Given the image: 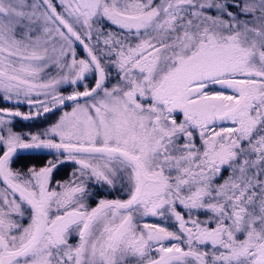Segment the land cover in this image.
<instances>
[{
	"label": "snow or ice",
	"instance_id": "6c2138e0",
	"mask_svg": "<svg viewBox=\"0 0 264 264\" xmlns=\"http://www.w3.org/2000/svg\"><path fill=\"white\" fill-rule=\"evenodd\" d=\"M0 102V264H264V0H0Z\"/></svg>",
	"mask_w": 264,
	"mask_h": 264
},
{
	"label": "rangeland",
	"instance_id": "374dc122",
	"mask_svg": "<svg viewBox=\"0 0 264 264\" xmlns=\"http://www.w3.org/2000/svg\"><path fill=\"white\" fill-rule=\"evenodd\" d=\"M53 2H56V0H53ZM230 2H234V0H230ZM58 11L60 10L59 9V7H58V9H57ZM233 11H235V9H232ZM212 14H215V12H213ZM76 52H77V58L79 59V58H83L84 56L82 55L81 56V54L77 51V49H76ZM69 59H71V56H69ZM109 71H110V73H111V76H110V79H109V81H108V83H107V86L108 87H111L113 84H115L116 82H117V80L119 79V77L116 75V70H115V68H111V69H109ZM56 74V69L55 68H52L48 73H47V75H55ZM94 76L92 75V74H89L88 75V78L85 80V81H83L82 82V85H81V87H80V90L82 91L83 90V84L84 83H87L89 80H91V83L94 81ZM61 89H62V92H63V94L64 95H67V94H69L72 90H73V86H70V85H62L61 86ZM81 102H83V101H81ZM23 104V107H22V110H23V112L24 113H28L29 112V106H28V104L26 103V102H24V103H22ZM8 105V106H7ZM7 105H4V107H8V108H16V107H14L13 106V104H11V103H7ZM11 105V106H10ZM19 106V105H18ZM71 107H72V104L71 103H68V105H67V107H65V108H61L59 111H55L49 118L48 117H46V118H44V119H42V120H40L38 123H37V125H38V127L37 128H24L23 130H22V128L21 129H15L14 128V126H13V128H14V130L15 131H17V132H20V133H36V132H41V131H43L44 129H46L47 127H49L52 123H54L58 118H59V116L61 115V113L63 112V111H70L71 110ZM32 111H35V109H32ZM180 118L181 119H183V116H180ZM50 119V120H49ZM17 120L16 119H14V122H13V125H16V122ZM177 121H179V119L177 118ZM218 130V129H217ZM197 143H199V140L197 139ZM53 161H55V160H53ZM47 164V163H46ZM66 165V164H65ZM67 165H69V172L67 173V175H64L63 177L64 178H59V179H61V180H59L58 179V177L57 176H55L56 175V171H58V170H56L55 172H54V174H53V176H54V179H52V187H55V185H56V182L57 181H59V182H65V181H68L69 179H71V173L73 172V170L76 168V165L75 164H71V163H69V164H67ZM66 165V166H67ZM13 166V165H12ZM43 166H45V165H42V167ZM29 167H33L32 165H28V166H26L25 167V169L24 168H13L14 170H19V171H21V172H27V170H28V168ZM37 169H39L38 168V166H35ZM60 167H62V166H60ZM229 175V171H225L224 172V175L222 176V177H220L217 181H216V183H222L223 182V180L224 179H226L227 178V176ZM94 182V181H93ZM0 187H2V185H0ZM99 188H101L102 189V191L104 192V191H106V192H108V193H102L101 195H102V197L101 198H108V199H115V198H121V199H126L127 197L123 194V190L122 189H119V187L117 186V189H111V188H109L107 185H102V186H99ZM89 190L90 191H93V187L89 184ZM96 196V195H95ZM89 203H91L90 201H89ZM152 222V221H151ZM150 222V223H151ZM23 223L26 225L27 223H28V221L27 220H24L23 221ZM157 223V222H156ZM161 223V222H160ZM161 224H164V222L163 223H161ZM166 226L167 227H169V229L170 230H175V225L171 222V220H169L168 222H167V224H166ZM240 239H243V236H240L239 237Z\"/></svg>",
	"mask_w": 264,
	"mask_h": 264
},
{
	"label": "flooded vegetation",
	"instance_id": "af4514ba",
	"mask_svg": "<svg viewBox=\"0 0 264 264\" xmlns=\"http://www.w3.org/2000/svg\"><path fill=\"white\" fill-rule=\"evenodd\" d=\"M55 3V2H54ZM77 49V51L81 54V56L83 55H85L83 52H82V50L81 49H79V47H77L76 48ZM4 105H7V103L6 102H0V107H4ZM8 106V105H7ZM11 106V105H10ZM13 106L14 107H16V108H18L19 109V111H21V112H23V110H22V107H23V104H19V106L18 105H14L13 104ZM24 113V112H23ZM180 116H182V114H178L177 116H176V119L178 118L179 120H181V118H180ZM17 121V123H16V126H17V124L19 123V120L21 119V118H15ZM36 123V122H35ZM35 123L34 124H32L33 126L31 127V129L32 128H37L38 126L37 125H35ZM30 124V125H31ZM21 155H30V156H32V158L34 159V161L36 160H38V161H40V162H38V163H36L35 165L34 164H31L32 166H38V168H40V167H42V165H46V163L49 161V160H56V156L55 155H47V154H43V153H38V152H36V151H32V150H24V151H22L21 153H20ZM20 154H18L16 157H15V159H14V162L12 163V165H14V163H19L20 162V160H21V157H19L20 156ZM67 165V164H66ZM66 165L64 164V165H62V167H59L57 170L58 171H56V175L55 176H57L58 177V179L59 178H64V177H62L61 175L62 174H65L66 172H65V167H66ZM19 166V164L18 165H14V166H12L13 168H19L18 167ZM20 169V168H19ZM22 169V168H21ZM69 172V171H68ZM53 179H54V176H53ZM59 180H61V179H59ZM95 184V182H91L90 183V185L93 187V185ZM3 186V185H2ZM93 192H95V195L96 196H93V198L91 199V203H89L90 204V206H92V207H94L95 206V203H96V201L98 200V199H100L101 197H102V193H108V192H106V191H102V189L101 188H99V186H95V187H93ZM207 218V216L206 215H200L199 216V219H201V220H203V219H206ZM157 222V223H163L164 221H162V220H157L156 218H149V220H148V222ZM213 227H214V225H212ZM72 243H76V237L74 236L73 237V239H72Z\"/></svg>",
	"mask_w": 264,
	"mask_h": 264
},
{
	"label": "trees",
	"instance_id": "16d2710c",
	"mask_svg": "<svg viewBox=\"0 0 264 264\" xmlns=\"http://www.w3.org/2000/svg\"><path fill=\"white\" fill-rule=\"evenodd\" d=\"M87 84H89V85H91V80H89L88 82H87ZM53 113H51V114H48V115H45V116H43V117H41V118H39V119H35V120H28V121H25V120H23V119H20L19 120V123L17 124V126L16 125H13L14 126V128L15 129H21L22 128V130L24 129V128H31L33 125L32 124H34L35 122H39L40 120H42V119H44V118H46V117H50L51 115H52ZM50 120V119H49ZM32 123V124H31ZM37 123H35V125H37ZM31 124V125H30ZM38 126V125H37ZM19 157H21V160H20V162L19 163H14V165H18L19 164V168H24L25 169V167L26 166H28V165H31V164H36V163H38V162H40V161H34V159L32 158V156H30V155H21L20 154V156ZM13 165V166H14ZM68 171H69V165H67L66 167H65V174H62L61 176L63 177L64 175H67V173H68Z\"/></svg>",
	"mask_w": 264,
	"mask_h": 264
},
{
	"label": "water",
	"instance_id": "95a60500",
	"mask_svg": "<svg viewBox=\"0 0 264 264\" xmlns=\"http://www.w3.org/2000/svg\"><path fill=\"white\" fill-rule=\"evenodd\" d=\"M79 49H81L83 52H84V50H83V48L82 47H79ZM85 53V52H84ZM95 83V82H94Z\"/></svg>",
	"mask_w": 264,
	"mask_h": 264
}]
</instances>
